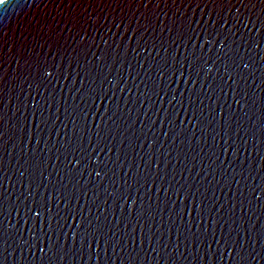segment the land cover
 I'll use <instances>...</instances> for the list:
<instances>
[{"label":"water","instance_id":"95a60500","mask_svg":"<svg viewBox=\"0 0 264 264\" xmlns=\"http://www.w3.org/2000/svg\"><path fill=\"white\" fill-rule=\"evenodd\" d=\"M0 5L3 264H264L260 0Z\"/></svg>","mask_w":264,"mask_h":264},{"label":"snow or ice","instance_id":"6c2138e0","mask_svg":"<svg viewBox=\"0 0 264 264\" xmlns=\"http://www.w3.org/2000/svg\"><path fill=\"white\" fill-rule=\"evenodd\" d=\"M260 2H261L262 4H264V0H260ZM218 35H219V34H218ZM222 42H223V41H221V43H222ZM244 66L247 67L246 64H245ZM237 103H239V101H237ZM0 135H2V133H0ZM21 175H23V173H21ZM96 175L99 176L100 173L97 172ZM28 210H29L30 212L32 211L31 208H29ZM39 216H40V213H39L38 211L34 213V217H39ZM40 230L43 231V222H42V221H41V229H40ZM47 239H48L49 245L51 246V237L49 236V237H47ZM93 239H95V237H93ZM25 243H27V241H25ZM97 243H98V241H97ZM89 248H91V244H89ZM40 251L43 253V252L45 251V249H44L43 247H40ZM0 264H3V262L0 261Z\"/></svg>","mask_w":264,"mask_h":264},{"label":"clouds","instance_id":"9594fccd","mask_svg":"<svg viewBox=\"0 0 264 264\" xmlns=\"http://www.w3.org/2000/svg\"><path fill=\"white\" fill-rule=\"evenodd\" d=\"M0 6H4V5H0Z\"/></svg>","mask_w":264,"mask_h":264}]
</instances>
